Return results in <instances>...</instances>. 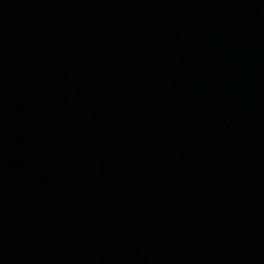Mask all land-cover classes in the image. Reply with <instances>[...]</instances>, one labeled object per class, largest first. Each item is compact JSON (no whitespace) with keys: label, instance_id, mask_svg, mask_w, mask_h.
Masks as SVG:
<instances>
[{"label":"water","instance_id":"1","mask_svg":"<svg viewBox=\"0 0 264 264\" xmlns=\"http://www.w3.org/2000/svg\"><path fill=\"white\" fill-rule=\"evenodd\" d=\"M0 264H264V0H0Z\"/></svg>","mask_w":264,"mask_h":264}]
</instances>
